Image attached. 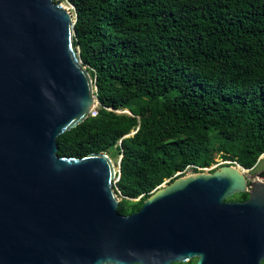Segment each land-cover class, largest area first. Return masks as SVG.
Masks as SVG:
<instances>
[{
  "label": "water",
  "instance_id": "water-1",
  "mask_svg": "<svg viewBox=\"0 0 264 264\" xmlns=\"http://www.w3.org/2000/svg\"><path fill=\"white\" fill-rule=\"evenodd\" d=\"M75 23L56 0H0V264H263L264 179L238 163L179 175L125 216L122 157L58 156L99 111Z\"/></svg>",
  "mask_w": 264,
  "mask_h": 264
},
{
  "label": "trees",
  "instance_id": "trees-1",
  "mask_svg": "<svg viewBox=\"0 0 264 264\" xmlns=\"http://www.w3.org/2000/svg\"><path fill=\"white\" fill-rule=\"evenodd\" d=\"M68 2L99 111L59 136L57 154L122 157L115 184L122 215L138 212L158 187L189 168L199 173L217 160L258 168L264 0Z\"/></svg>",
  "mask_w": 264,
  "mask_h": 264
},
{
  "label": "rangeland",
  "instance_id": "rangeland-1",
  "mask_svg": "<svg viewBox=\"0 0 264 264\" xmlns=\"http://www.w3.org/2000/svg\"><path fill=\"white\" fill-rule=\"evenodd\" d=\"M63 5V7H65L67 10H69L71 12V6L68 2V0H61V3ZM98 106V105H97ZM122 111H119V113H121ZM125 112H128V111H125ZM113 163L114 164H118L119 162V159H112ZM226 162H223L221 160H217V163L212 165L211 167L209 168H206V172H214L216 171L217 169H219L223 164H225ZM264 171V156L261 157V163L260 165L258 166V168L254 169V170H251L250 172L247 173V176L251 179V180H254L257 176L261 177L262 179H264V177H262L261 173ZM190 174H194L192 168H189L186 173L184 175H190Z\"/></svg>",
  "mask_w": 264,
  "mask_h": 264
},
{
  "label": "built area",
  "instance_id": "built-area-1",
  "mask_svg": "<svg viewBox=\"0 0 264 264\" xmlns=\"http://www.w3.org/2000/svg\"><path fill=\"white\" fill-rule=\"evenodd\" d=\"M200 170H201V171H206V168H205V169H200ZM118 180H119V178H117V177H116V179H115L114 183L116 184ZM115 184H114V185H115ZM116 190L118 191V189H117V188H116ZM118 192H119V191H118ZM119 193H120V192H119Z\"/></svg>",
  "mask_w": 264,
  "mask_h": 264
}]
</instances>
